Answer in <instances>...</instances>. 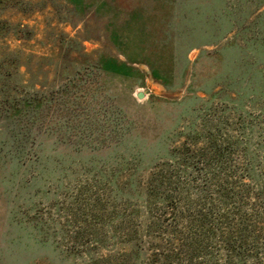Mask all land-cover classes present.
Masks as SVG:
<instances>
[{"label":"rangeland","instance_id":"obj_1","mask_svg":"<svg viewBox=\"0 0 264 264\" xmlns=\"http://www.w3.org/2000/svg\"><path fill=\"white\" fill-rule=\"evenodd\" d=\"M111 1L116 28L133 13L129 36L170 71L173 89L144 64L129 74L96 66L117 55L102 14L79 17L63 0L0 8V59L16 58L25 91L33 83L46 102L36 117L0 112V264H115L132 232L141 261L159 242L195 264L198 210L225 212L222 233L247 226L256 259L245 264H264V2ZM150 172L170 181L159 191L172 208L146 206ZM215 240L206 242L216 255Z\"/></svg>","mask_w":264,"mask_h":264},{"label":"trees","instance_id":"obj_2","mask_svg":"<svg viewBox=\"0 0 264 264\" xmlns=\"http://www.w3.org/2000/svg\"><path fill=\"white\" fill-rule=\"evenodd\" d=\"M71 6V10L75 15L83 17L87 10L91 9L96 13L102 14L107 18V39L114 47L117 55L113 58H100L96 61V66L100 68H107L112 64L114 70L119 74H129L132 72L142 73L137 65L144 64L149 68V75L152 79L162 84L167 89H173L170 86V71L167 68L158 66L152 60V55L149 51H146L144 44L141 42L136 43L129 36L127 27L135 21L133 13L127 16V18L121 24V28H116L114 20L115 6L111 0H97L89 2L87 0H63ZM264 2V0H262ZM15 0H0V8L6 6H13ZM8 22L4 19H0V38L8 33ZM126 29H124V28ZM134 42V43H133ZM143 46H142V44ZM61 53L58 51L57 54ZM85 55L89 56L90 52H85ZM122 56V58H120ZM62 57V56H61ZM9 59V60H8ZM18 61L11 56H4L0 59V112H8V114L14 113L17 117L26 116H39L41 107L46 103L44 100L36 98L33 83H29L28 86L32 89L31 92L25 91V85L17 79L18 76ZM63 77H66L68 70L63 68ZM35 91V92H34ZM49 103H52L50 100ZM199 139L195 138L194 142ZM209 143L211 149V156L219 159L221 156V149L215 143V139L211 136L205 139ZM181 163V161H178ZM198 168V167H197ZM161 172H150L147 178V185L142 190V198L149 210L155 208L157 204H167L171 207L174 204L173 198L168 194H163L159 191L160 188L166 184H170L165 181L164 175ZM218 193L223 203H227L230 198L231 192L227 187H221L218 189ZM152 207V208H151ZM239 214V213H236ZM225 212L220 213H208L207 210H198L195 214V228L200 232L195 236V241L190 242L188 246L189 257L188 260L195 257V264H204V259H209L207 264H245L250 258L256 259V254L249 255L246 252V245L248 236L245 234L247 226L242 225L237 234L227 233L220 231L222 226L228 225V219ZM150 231L153 228H157V221H151L149 223ZM132 233L126 234V244L128 249L123 253L121 258L115 264H179V253L166 252L164 245L157 242L151 246L152 252L150 256L146 257L143 261L140 260L141 249L140 240ZM215 240V246L220 247L221 252L217 251V254H213L207 250L209 239ZM208 257V258H207ZM219 260L221 263H219ZM91 262H96L91 259ZM95 263V264H96ZM93 264V263H92Z\"/></svg>","mask_w":264,"mask_h":264},{"label":"water","instance_id":"obj_3","mask_svg":"<svg viewBox=\"0 0 264 264\" xmlns=\"http://www.w3.org/2000/svg\"><path fill=\"white\" fill-rule=\"evenodd\" d=\"M144 96V93L142 91H137L136 92V97L137 98H142Z\"/></svg>","mask_w":264,"mask_h":264}]
</instances>
